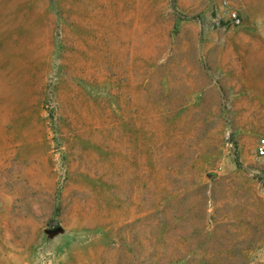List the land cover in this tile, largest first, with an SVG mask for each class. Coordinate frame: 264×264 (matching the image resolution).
<instances>
[{
    "label": "rangeland",
    "instance_id": "rangeland-1",
    "mask_svg": "<svg viewBox=\"0 0 264 264\" xmlns=\"http://www.w3.org/2000/svg\"><path fill=\"white\" fill-rule=\"evenodd\" d=\"M261 139L264 0H0V264H264Z\"/></svg>",
    "mask_w": 264,
    "mask_h": 264
},
{
    "label": "water",
    "instance_id": "water-1",
    "mask_svg": "<svg viewBox=\"0 0 264 264\" xmlns=\"http://www.w3.org/2000/svg\"><path fill=\"white\" fill-rule=\"evenodd\" d=\"M259 195L264 198V184L260 189ZM65 232L64 228L60 225L50 228V229H45L44 234L47 239H53L55 237H58L60 235H63Z\"/></svg>",
    "mask_w": 264,
    "mask_h": 264
},
{
    "label": "built area",
    "instance_id": "built-area-1",
    "mask_svg": "<svg viewBox=\"0 0 264 264\" xmlns=\"http://www.w3.org/2000/svg\"><path fill=\"white\" fill-rule=\"evenodd\" d=\"M232 20H233V22L235 24H239L240 23V19L235 14L232 15ZM255 153H256V156L258 158H263L264 157V139H261V140L258 141Z\"/></svg>",
    "mask_w": 264,
    "mask_h": 264
}]
</instances>
